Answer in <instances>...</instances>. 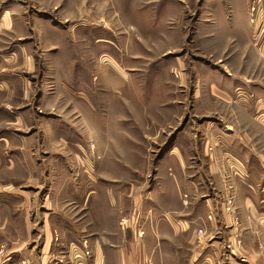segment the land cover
<instances>
[{"label": "rangeland", "instance_id": "374dc122", "mask_svg": "<svg viewBox=\"0 0 264 264\" xmlns=\"http://www.w3.org/2000/svg\"><path fill=\"white\" fill-rule=\"evenodd\" d=\"M217 1L63 0L56 8L55 5L50 8L51 0L43 4L42 7L55 16L61 41L68 42L59 47L62 56H59L57 73L50 75L44 71L45 89L49 94H45L43 109L39 110L44 119V135L50 134L53 128L64 134L65 140L52 147L45 143L42 148L39 137L42 129L38 123L42 116L38 117L35 110L39 102L37 92L30 96L28 105L32 118L27 132L38 133V136L29 147L37 156L28 157L27 185L37 195L38 204L48 201H44L47 207H37L39 215L35 207L31 212L34 218L40 219L33 222L40 232L38 248L44 245L45 217L52 215L47 209L55 205L60 216L58 227L55 221L51 222L54 227L48 255L50 264H96L99 256L104 260L103 255H99V234L106 228L109 231L111 224L100 225V207L93 200L101 196L113 201L112 208L122 220L123 238L119 237L118 244L139 242V247L133 251L126 249L124 258L134 256L135 264L164 261L212 264L217 261L215 256H203L199 252L202 247L207 253V246L217 240L216 236L212 237L214 228L197 225L198 233L203 230L199 235L204 236V241L197 238L196 242L187 243L184 236L172 238L170 246L162 245L169 252L159 253L161 248L155 251L146 248L147 242L153 240L150 237L155 236L147 214L138 213L132 217L129 213L135 199L141 203L143 198L141 210H145L148 190L163 182V176L157 173L159 158L178 136H181L178 145L185 155V170L180 174L174 172L172 180L174 183L183 181L186 186L179 192L182 196L190 193L193 199L206 198L215 192L208 189L210 177L207 173L200 175L203 187L191 182L198 176L195 165L205 166L209 159L207 122L214 118L232 119L228 107L201 108V95H198L202 67L215 63L220 57L221 73L227 75L234 68L232 56L238 50L235 40L239 38L233 36L232 28L222 26L225 38L214 45L209 43L208 32L201 28L202 20H212L205 8H213ZM219 4L222 10L239 5L245 7L250 15L251 40L257 50L264 48V0H219ZM248 34L246 31L245 36ZM237 36L244 35L238 32ZM166 61L170 66L165 65ZM164 67L170 75L161 74ZM254 68V79L263 80V70ZM60 79L64 80V85L53 88ZM127 105L139 106L131 110ZM263 112L258 116L263 118ZM55 121L58 124L54 125ZM128 136L135 138L128 145L130 149L125 147ZM116 163L123 169L119 170V176L110 168ZM114 176L121 180L119 185L110 178ZM32 177H37L41 183H31L36 181ZM222 192L224 190H216L219 198ZM228 192L221 197L223 211L234 225L241 226L235 191ZM229 197L234 199L231 213L225 209ZM209 214L214 217L215 213L211 210ZM210 216L208 219H213ZM62 230H67L68 238ZM225 235L229 237L228 233ZM230 237L235 238L237 246L243 245L239 230ZM226 241L225 245L224 242L220 244L221 260H226L224 250L235 251L232 243ZM202 243L205 244L201 246ZM8 247L9 243H0L2 264H22L20 255L12 250L8 252ZM121 258L118 256V263Z\"/></svg>", "mask_w": 264, "mask_h": 264}, {"label": "crops", "instance_id": "0c3cea01", "mask_svg": "<svg viewBox=\"0 0 264 264\" xmlns=\"http://www.w3.org/2000/svg\"><path fill=\"white\" fill-rule=\"evenodd\" d=\"M46 2L47 0H0V243H9L7 251L12 250L20 255L22 264H50L48 255L54 227L51 222L55 221L58 227L60 219L59 210L55 205H51L52 208L47 209L52 213L51 218L49 215L44 221V245L38 248L40 232L33 226V222L40 219L36 216L34 218L31 212L35 207L39 215L37 207L46 206L47 200L38 204L37 195L35 196L33 189L27 185L30 168L28 157L34 154L37 156V152L34 149L29 150V147L33 138L38 136V133L33 135L27 132L29 119L32 118L28 105L30 96L37 92L36 99L39 102L36 103L35 110L38 117L42 116L40 111L43 109L44 96L49 94L45 89L44 71L50 75L57 73L59 56H62L58 52L59 47L68 44L67 41H61L60 27L53 13L42 7ZM61 2L63 0H51L50 8L54 5L56 8ZM205 9L212 20H202L201 28L209 33L207 35L210 44H219L216 42L225 38L222 26L232 28L233 36L239 38L235 40L238 50L236 49L237 53L232 56L233 70L227 75L222 74L218 57L215 63L202 67L199 78L201 86L198 87V95H201L199 99L202 102L200 107H228L232 111V119L229 121L214 118L207 122V131L210 132L206 139L209 159L205 166L195 165V175L198 176L191 182L196 187H203L200 175L202 172L207 173L210 177L208 189L215 192H211L212 195L206 198L200 196L199 199H193L190 193V198H187L189 195L182 196L179 192L180 189H186V186L183 181L174 183L172 180L174 172L180 174L185 170V155L178 145L181 139V136H178L159 158L157 173L158 176H163L164 183L160 182L163 184L159 183L148 190L145 210H141L143 198L141 203L135 199L129 213L132 217L138 213L147 214L153 233L156 237L159 236L157 239L155 236L150 237L153 240L147 242L146 247L149 251L161 248L159 253H168L162 245L170 246L172 238L184 236L187 243L196 242L197 238L201 239L200 242L204 241V236L199 235L195 226L205 224L211 229L214 228L212 237L216 236L214 238L217 240L208 243L207 253L202 247L199 252L203 256H215L217 261L212 264H264V117L258 116L259 112L264 111V79H254L256 77L252 73L254 67H260L264 75V48L257 50V45L251 40L250 15L245 7L239 5L222 10L218 0L216 6ZM246 31L249 33L248 37L245 36ZM238 32L244 36H237ZM49 62L51 65H48ZM165 65L170 66V63L166 61ZM166 69H163L161 74L165 72L170 75L168 68ZM63 81L58 80L53 88L64 85ZM210 102L212 105H204ZM135 106L139 105L126 107L132 110ZM36 116L35 120L38 122ZM39 120L42 148L45 143L47 147H52L65 140L66 136L59 133L58 129L55 131L52 128L50 134L44 135L43 116ZM126 139L127 148L135 138L128 136ZM175 159L178 161L176 165ZM110 168L117 171L118 176L119 170H123L117 163ZM110 178L119 185L121 180L117 176ZM35 179L36 181L31 183H41L37 177ZM216 190H224L221 197L229 193L228 191H235L241 226L234 225L231 218L226 216L223 211L224 199L219 198ZM71 193L74 191L71 190ZM93 202L100 207V225L111 224L109 231L106 228L99 234V255H103L104 260L99 256L96 264H112L114 261L113 264H135L134 256L124 258V254L127 253L126 249L133 251L135 247H139V242L132 240L128 245L118 244L119 237L123 238V226L121 231L122 220L118 211L112 208L113 201L101 196ZM211 210L215 214L213 219H208ZM63 220L69 221L64 218ZM238 230L243 242L241 246H237L235 238L233 240L230 237V234ZM62 231L68 238L67 230ZM227 233L230 238L226 237ZM225 241L232 243L235 251L224 250L226 260H221L223 249H220V244L224 242L225 245ZM118 256L122 257L120 263L117 262ZM3 261L0 260V264ZM157 264L171 263L164 261Z\"/></svg>", "mask_w": 264, "mask_h": 264}, {"label": "built area", "instance_id": "2783aa9c", "mask_svg": "<svg viewBox=\"0 0 264 264\" xmlns=\"http://www.w3.org/2000/svg\"><path fill=\"white\" fill-rule=\"evenodd\" d=\"M233 200H234V199H233L232 197H229L228 200L226 201L227 204H226V208H225V209L227 210L228 213H231V212L233 211V210H232V207H233ZM212 217H213V216H210V218H212ZM199 233L202 234V233H203V230H200Z\"/></svg>", "mask_w": 264, "mask_h": 264}]
</instances>
